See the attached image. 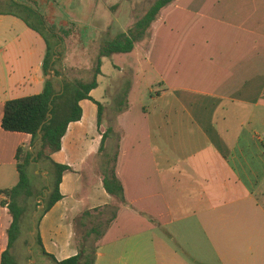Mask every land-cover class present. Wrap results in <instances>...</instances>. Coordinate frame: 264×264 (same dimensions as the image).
Segmentation results:
<instances>
[{
  "label": "crops",
  "instance_id": "0c3cea01",
  "mask_svg": "<svg viewBox=\"0 0 264 264\" xmlns=\"http://www.w3.org/2000/svg\"><path fill=\"white\" fill-rule=\"evenodd\" d=\"M91 11L75 9L80 20ZM46 50L21 16L0 12V264L12 222L1 191L19 182L17 150L32 139L2 127L4 107L43 91ZM119 54L127 59L114 63L117 75L103 78V58L90 92L106 121L99 126L98 105L82 100V119L52 154L72 169L41 218L45 250L76 256L75 218L117 207L95 264H264V0H174ZM126 70L134 74L120 109L114 85ZM108 169L124 200L107 191Z\"/></svg>",
  "mask_w": 264,
  "mask_h": 264
},
{
  "label": "trees",
  "instance_id": "16d2710c",
  "mask_svg": "<svg viewBox=\"0 0 264 264\" xmlns=\"http://www.w3.org/2000/svg\"><path fill=\"white\" fill-rule=\"evenodd\" d=\"M174 0H156L149 10L127 31L110 36L109 32L101 36L99 53L91 77H68L61 66L59 47L63 41L61 34L56 32V24L49 25L45 15L33 5L26 2L17 3L24 10L32 13L42 22V27L32 23L25 15L16 10L5 12L21 16L27 24L38 31L47 43L46 55L43 60V72L46 77L42 92L30 96L8 100L4 107L2 127L7 131L23 132L31 135V144L28 147H19L16 154L20 179L17 185L4 189L1 193L5 196L2 204H8L12 217L8 229V246L3 252L1 264H18L12 253V248L21 236V223L33 205L41 196L44 207L39 211L38 218L34 221L36 233L34 243L40 248L43 256L49 257L53 264H95L99 243L106 234L111 222L117 218V207L111 215L104 216L102 212L84 210L75 218L77 229L76 240L79 253L64 260H57L49 254L42 243L40 234L41 218L59 200L63 198L60 192V183L65 171L72 168L55 162L52 154L62 149V139L68 131L70 123L79 121L83 116L81 101L93 100L98 105V125L102 123L104 106L94 100L90 92L99 86L98 76L102 74L103 58L112 57L114 54L130 53L136 43L142 41L148 30L159 17L163 8ZM66 35L71 34L72 28L58 27ZM90 73V72H89ZM131 88V80L126 79L120 87L116 103L120 109L127 104V96ZM105 135L103 136V140ZM40 167L49 171L50 185L40 188V175L33 172ZM104 184L107 191L120 200H124V189L114 169L105 170ZM45 189V191H44ZM40 205L37 203L35 210ZM33 226V230H34Z\"/></svg>",
  "mask_w": 264,
  "mask_h": 264
},
{
  "label": "rangeland",
  "instance_id": "374dc122",
  "mask_svg": "<svg viewBox=\"0 0 264 264\" xmlns=\"http://www.w3.org/2000/svg\"><path fill=\"white\" fill-rule=\"evenodd\" d=\"M64 1L65 0H0V12L10 9L16 10L25 15L35 25L42 27V22L38 18L17 4L26 2L43 13L49 25L56 24L58 27H71V34L66 35L56 26V32L61 34L63 38L59 47L62 59L61 66L65 74L70 78H88L91 77L93 68L96 65L101 36H105V33L108 32L110 36H115L119 32L127 31L129 27L133 26L144 16L156 0H72L69 4L72 10L66 8L67 4ZM91 1H94L93 8L89 7ZM75 9L80 12L82 11L80 13V17L82 18L89 16V11L92 9L90 18L88 20H80L76 15ZM126 59V56L123 54H117L114 59L111 57L105 58L103 68L106 76L103 78L106 79L108 76L117 75V71L114 70V63H121L122 61H126ZM133 74V71L130 72L126 70L124 78L126 77L128 79L129 76L133 77ZM152 76V74L149 75L148 80L152 81ZM146 81L147 80L144 82ZM144 82L143 84H146ZM121 84L122 78L117 79L114 88L116 90L120 89ZM149 95L147 100L148 103H151ZM116 101L118 100L116 99L115 102ZM111 102L112 101H109L107 104L105 103V106H109ZM106 108L107 107H105L103 115L104 122L107 117ZM32 170L37 175L43 176L39 181L40 188L43 185L47 186L50 184L48 170L42 167L38 170H34V168ZM38 198L37 201L31 202L33 205H31L27 217L21 223V236L14 243L11 250L18 264H53L50 258L42 255L40 248L33 240L34 221L38 218L39 211L44 207H40L41 196ZM37 203L40 205L37 207L38 210H35ZM212 264H216V262H212Z\"/></svg>",
  "mask_w": 264,
  "mask_h": 264
},
{
  "label": "water",
  "instance_id": "95a60500",
  "mask_svg": "<svg viewBox=\"0 0 264 264\" xmlns=\"http://www.w3.org/2000/svg\"><path fill=\"white\" fill-rule=\"evenodd\" d=\"M70 14H73L71 12H69ZM44 206V203H43V199H41V205L40 207ZM35 232H36V227L34 226V231H33V235H35Z\"/></svg>",
  "mask_w": 264,
  "mask_h": 264
},
{
  "label": "built area",
  "instance_id": "2783aa9c",
  "mask_svg": "<svg viewBox=\"0 0 264 264\" xmlns=\"http://www.w3.org/2000/svg\"><path fill=\"white\" fill-rule=\"evenodd\" d=\"M6 207H8V204L6 205Z\"/></svg>",
  "mask_w": 264,
  "mask_h": 264
},
{
  "label": "flooded vegetation",
  "instance_id": "af4514ba",
  "mask_svg": "<svg viewBox=\"0 0 264 264\" xmlns=\"http://www.w3.org/2000/svg\"><path fill=\"white\" fill-rule=\"evenodd\" d=\"M50 185V184H49Z\"/></svg>",
  "mask_w": 264,
  "mask_h": 264
}]
</instances>
